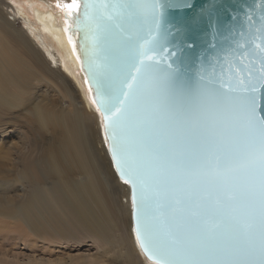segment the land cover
<instances>
[{
	"label": "snow or ice",
	"instance_id": "obj_1",
	"mask_svg": "<svg viewBox=\"0 0 264 264\" xmlns=\"http://www.w3.org/2000/svg\"><path fill=\"white\" fill-rule=\"evenodd\" d=\"M164 7L84 0L76 20L138 239L155 264H264V24L216 57L219 72L181 80Z\"/></svg>",
	"mask_w": 264,
	"mask_h": 264
},
{
	"label": "bare ground",
	"instance_id": "obj_2",
	"mask_svg": "<svg viewBox=\"0 0 264 264\" xmlns=\"http://www.w3.org/2000/svg\"><path fill=\"white\" fill-rule=\"evenodd\" d=\"M0 6L5 7V10L0 7V126H11V132L0 143H9L20 128H33L35 135L33 141L22 136L14 141L31 143L19 151L18 165L10 151L3 158L8 170L4 172L0 162V188L7 194L4 205L0 206V264H19L5 258L12 244L26 246L25 250L50 264H155L140 251L133 230L127 231L128 235L124 231L122 215L128 211L130 215L126 184L120 180L123 184L119 186L118 202L98 171L96 159L104 152L106 142L100 112L91 100L79 59L67 37V20L73 3L71 0H0ZM16 19L22 24L19 30L10 26V21ZM31 67H37V71ZM39 69L52 82L57 81V75L67 82L60 80V87L73 98L71 109L57 112L42 105L31 93L30 79ZM18 107L22 109L15 110ZM17 113H20L18 118L10 121ZM41 129L52 134L53 143L37 145L38 137L42 139ZM35 147L38 148L34 153L31 148ZM109 163L115 174L110 159ZM12 169L14 173L10 174ZM45 174L52 180L49 189L43 185L44 178H48ZM74 174L85 179L76 180ZM5 175L6 184L2 179ZM92 203L97 206L101 221L92 212ZM77 229L92 238L93 255L80 257L81 254L74 255L66 248L79 242ZM111 229L118 233L115 243L124 247L123 254L106 255L114 251L108 234ZM104 257H107L105 263Z\"/></svg>",
	"mask_w": 264,
	"mask_h": 264
},
{
	"label": "water",
	"instance_id": "obj_3",
	"mask_svg": "<svg viewBox=\"0 0 264 264\" xmlns=\"http://www.w3.org/2000/svg\"><path fill=\"white\" fill-rule=\"evenodd\" d=\"M83 2L84 0H71L74 6L67 20V37L79 59L80 72L89 89L91 100L100 112L102 133L111 165L118 179L124 182L109 150L104 113L96 102V88L89 73L92 34L83 24L79 29L76 27L77 18L82 19ZM163 2L165 7L160 33L164 37L165 47L169 49L165 56L181 80L195 82L201 73L210 75L213 67L219 72L220 65L216 63V57L221 56L229 48H235L237 41L244 43L255 39L260 35L259 29L264 24V0H163ZM246 47L250 45L246 44ZM261 105L264 106V100L261 101ZM126 186L129 192L130 220L136 242L142 254L155 262L138 239L132 188L130 184Z\"/></svg>",
	"mask_w": 264,
	"mask_h": 264
},
{
	"label": "rangeland",
	"instance_id": "obj_4",
	"mask_svg": "<svg viewBox=\"0 0 264 264\" xmlns=\"http://www.w3.org/2000/svg\"><path fill=\"white\" fill-rule=\"evenodd\" d=\"M10 3H12V2L10 1ZM0 7H2V10H5L4 6H0ZM20 25H22L20 20L16 19V20H11L10 21V26H11L12 29L19 30ZM46 69H49V68L46 67ZM31 70L37 71V67H34V68L31 67ZM42 70L39 69L37 75L34 76L32 79H30V91H31V93L35 97H37V99L40 100L42 105L46 104L47 106L52 107L57 112L61 111V110L62 111H68L69 109H71L74 106L73 105L74 104L73 98L69 94L65 93V91L63 92V90L61 89L62 87H60L62 82H64L65 84H67V82L63 78H61L60 75H57L58 76L57 81L52 82L51 79L48 77V75L46 73H44ZM62 79H63V81H62ZM16 109H22V107L15 108V110ZM19 114L20 113H17L14 116L10 117L11 118L10 121H14L15 119H17ZM20 130L21 131H19V133L14 136L15 138L11 137V139L8 140L9 143H0V150H1L0 154H3L2 156L0 155V162H1V165H2V170L4 172H5V170H8L7 166L5 164L6 161H5V159H3V158H5L4 157L5 153L8 152V151L12 152V156L13 157H11V158H12L13 162L15 163V165H18L19 164V158H18L19 157V151H23L26 147H28V145L31 144V143H18L17 144V143H14V141L19 140V138L21 136L25 137V139H28L29 141H33V138L35 136L33 134V131H34L33 128H31V129L30 128L29 129L20 128ZM41 130H42V139H40L38 137L39 143H37V145H40V146L44 147V146H46L47 143H53L54 141H53L52 134L50 132H48V131H45L44 129H41ZM9 132H11L10 124L9 125L0 126V139L2 137H5V135H7ZM10 142H12V143H10ZM37 148L38 147L31 148V150L35 153ZM104 152L107 153L106 148H105ZM104 152H101V154L99 155V159H96L97 160L96 162H97L98 171H99L100 175L102 176L103 180L106 179L105 183H106L107 190L110 191V193L118 200V199H120L119 195L121 194V191H119V190H121L120 187H121V185L124 182L121 183V181L119 179H117V177L115 176V174L113 173V171H112V169L110 167V163H109V159H108L109 157L107 156L108 154H105ZM41 165H42V167L44 166L43 163H41ZM106 169L108 170V172L106 171ZM9 173L13 174L14 170L13 169L10 170ZM46 177H48V178H44L45 181H43V185L47 189H49V187L52 185V183H51L52 180H50L51 178H49V176L46 175ZM73 178L76 179V180H79L80 178L85 179V177L83 178V176L80 177L79 175H75V174H74ZM2 179L4 180L3 182L6 184L7 183L6 175L3 176ZM3 186L6 187L5 185H3ZM6 195H7L6 194V190L0 188V198H1L0 199V206L4 205L5 198L7 197ZM123 198H126V197L123 196ZM118 202H119V200H118ZM92 206H93L92 207V209H93L92 212L94 214H96L98 216L99 220L101 221L100 214H99L97 206H95L93 203H92ZM63 214H65V213H63ZM124 215H122V219L124 220V222L123 221L122 222L124 223V226H126V227H124V231L126 229V233L128 235L127 231L130 230V232L132 233V230H133L132 229V225H131V221H130V219H128V217L130 216L129 215V211H128V214L125 215L127 218L124 217ZM77 232L79 233V234H77L79 242L74 244V245H67L66 248L67 249L68 248L71 249L72 253H75L74 255L81 254L80 257H84V254L93 255L94 252H95V249H94L95 245L92 242V238L88 237L87 234H85L84 232H81L78 229H77ZM108 234L111 235L110 236V242L112 244H114V246H113V250L114 251H110V253L107 252L106 255H108V254L109 255H113V254L118 255V253L123 254L125 252L124 247H122L121 245L119 246L118 243H115L116 238H117V234H118L117 231L115 229H111V230H109ZM19 246L20 247H18V244H12V245H10L8 247V249L12 248V250L8 251L9 253L7 252V255H5V258L7 259L8 262L14 261V262L19 263V264H50V263H46L45 261H47V260H45V259H44L45 261H43L42 259H39V258H42V257L41 256L39 257L36 253H32L31 251L25 250L27 248L26 246H22L20 244H19ZM18 248H21L20 249L21 251L17 250ZM13 249H15V250H13ZM23 251H25V252H23ZM35 254H36V256H35ZM106 259H107V257H104V263H105Z\"/></svg>",
	"mask_w": 264,
	"mask_h": 264
}]
</instances>
